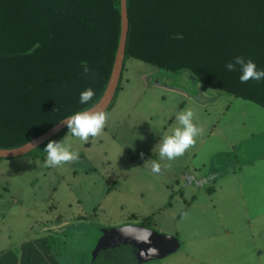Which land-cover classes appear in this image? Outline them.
<instances>
[{
    "label": "rangeland",
    "instance_id": "obj_1",
    "mask_svg": "<svg viewBox=\"0 0 264 264\" xmlns=\"http://www.w3.org/2000/svg\"><path fill=\"white\" fill-rule=\"evenodd\" d=\"M162 76L173 80L172 88L160 86ZM122 79L102 136L84 143L66 129L25 156L0 158V250L43 235L56 264H91L104 229L133 224L181 242L176 253L148 264H264V164L240 179L246 194L242 200L235 194L233 209L241 222L223 214L219 194L216 209L208 208L192 176L209 181L236 150L242 162L263 158L264 107L204 85L188 71L135 58L125 60ZM187 108L203 134L183 156L160 160V140ZM66 135L79 160L45 167L47 143ZM152 161L170 167L154 174ZM188 195H196L191 204Z\"/></svg>",
    "mask_w": 264,
    "mask_h": 264
},
{
    "label": "trees",
    "instance_id": "obj_2",
    "mask_svg": "<svg viewBox=\"0 0 264 264\" xmlns=\"http://www.w3.org/2000/svg\"><path fill=\"white\" fill-rule=\"evenodd\" d=\"M127 11L124 64L135 58L188 71L204 85L264 107V79L242 83L239 66L225 67L244 56L264 70V0H127ZM121 29V0H0V148L22 147L94 107L109 84ZM88 88L95 95L81 104Z\"/></svg>",
    "mask_w": 264,
    "mask_h": 264
},
{
    "label": "clouds",
    "instance_id": "obj_3",
    "mask_svg": "<svg viewBox=\"0 0 264 264\" xmlns=\"http://www.w3.org/2000/svg\"><path fill=\"white\" fill-rule=\"evenodd\" d=\"M237 66L241 75L239 77L242 83L249 80L260 81L264 79V70H258L255 61L245 59L244 56L235 57L234 61L226 64L229 71H236ZM83 74L88 75L90 68L87 62H82ZM95 95L92 88L81 92L80 103L87 104ZM109 114L101 109L87 108L77 111L63 121L68 129V134L87 143L89 138H98L103 135L108 124ZM177 125L170 132L162 137L159 142L160 160L173 161L185 154L192 148L198 137L203 134L204 129L196 121V114L191 108L180 111L176 115ZM46 152L45 167H60L65 164L74 163L79 160V153L73 150L72 144L68 142L67 135L62 140H51L44 148ZM143 156V153L141 154ZM170 164L163 165L157 161L151 162V171L154 174H160L162 168H168ZM187 216V213H184Z\"/></svg>",
    "mask_w": 264,
    "mask_h": 264
},
{
    "label": "water",
    "instance_id": "obj_4",
    "mask_svg": "<svg viewBox=\"0 0 264 264\" xmlns=\"http://www.w3.org/2000/svg\"><path fill=\"white\" fill-rule=\"evenodd\" d=\"M121 24L120 44L111 78L103 97L92 107L93 109L107 111L113 102L120 82L130 27L127 0H121ZM158 82L167 89L173 86V80L167 77H160ZM63 121L22 147L15 149L0 148V158H17L31 153L49 139L67 129ZM178 250L179 240L175 236L161 234L141 225H125L103 230V234L93 250L91 264H101L105 259L126 260L133 257L149 258L152 260L164 259Z\"/></svg>",
    "mask_w": 264,
    "mask_h": 264
},
{
    "label": "crops",
    "instance_id": "obj_5",
    "mask_svg": "<svg viewBox=\"0 0 264 264\" xmlns=\"http://www.w3.org/2000/svg\"><path fill=\"white\" fill-rule=\"evenodd\" d=\"M122 82L123 79L121 74V79L118 85L119 88H117L115 96L118 90L120 91L124 89L123 87H125V85L123 86ZM160 86L163 87L161 84ZM114 99L110 107H112L114 103ZM213 129L214 130L217 129V126L215 125ZM58 138L59 137H57L56 139ZM231 144L234 145L235 142L233 141L231 142ZM236 151L232 152L231 156L227 157L228 162L227 160H225L226 162L220 164V167L219 165H217L212 169L213 173L210 175L209 181H207L201 175H198V178L193 174L192 176L194 177L195 180L194 182H196L197 184L196 186L200 187L201 185L200 188H202V189H197L196 192H200L202 195L207 196L208 208L216 209L215 203L217 202L214 199V197L216 194H219L220 198H218V203L220 204V209L223 210V214L227 217V219L233 218L234 221L238 220V222H241L242 219L240 221L239 216L236 215L235 209H233L235 204V194L236 197H240L241 200L245 198L244 194H246L245 190L242 188L240 184L241 183L240 179L246 170L248 169L253 170L254 168L256 169V167L260 164L259 162L264 164V157L253 161L247 160L242 162L239 159V155H240L239 151L238 152ZM237 182H239V184H237ZM190 194H194V192ZM195 196L196 195H190V196L188 195V197L190 198L189 200H187V204L188 203L191 204ZM231 202H233V206ZM254 219H259V218L254 216ZM243 220L244 222L249 221L250 226L253 225L250 222V221H254L252 217L245 216ZM262 231L264 232V229ZM226 232H227L226 233L227 236L230 234V232H232L230 226L228 230L226 229ZM56 263L57 262L55 259V255L46 245L45 237L43 235H37V236L29 235L27 239H23L20 242H18V244L14 245L12 249L0 250V264H56Z\"/></svg>",
    "mask_w": 264,
    "mask_h": 264
}]
</instances>
